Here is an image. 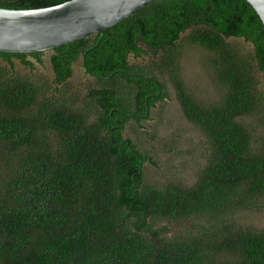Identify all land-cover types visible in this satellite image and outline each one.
<instances>
[{
    "label": "trees",
    "instance_id": "obj_1",
    "mask_svg": "<svg viewBox=\"0 0 264 264\" xmlns=\"http://www.w3.org/2000/svg\"><path fill=\"white\" fill-rule=\"evenodd\" d=\"M183 35L208 52L219 100L182 78ZM48 51L52 79L15 71L34 73L47 51H0V264H264V227L236 216L264 210V25L246 0H155ZM80 60L86 94L70 82ZM165 76L210 145L192 186L145 183L152 157L123 136L132 96L143 106L151 85L154 106Z\"/></svg>",
    "mask_w": 264,
    "mask_h": 264
},
{
    "label": "rangeland",
    "instance_id": "obj_2",
    "mask_svg": "<svg viewBox=\"0 0 264 264\" xmlns=\"http://www.w3.org/2000/svg\"><path fill=\"white\" fill-rule=\"evenodd\" d=\"M178 46L181 53V76L190 91L205 103L219 100L221 91L213 83L209 69L203 63L208 56L206 49L189 43L186 35L180 39ZM50 55L51 51L43 54L45 63L36 64L34 73L18 60L15 71L52 79ZM130 58L137 63H145L147 60V56ZM4 64L0 58V65ZM74 69L70 82L82 89V94H86L87 89L84 87L86 83L92 82V78L84 72L81 60L75 62ZM162 79L166 83L168 96L157 101L150 116L139 124L134 121L126 123L123 136L132 139L141 151L148 152L152 157V161H147L144 165L145 183L165 186L167 183L180 182L185 186H192L196 182L197 173L204 167L211 153L210 145L201 129L187 120L172 82L167 76ZM244 120L246 123L251 121L249 117ZM236 216L238 219L243 217L240 220L249 223L254 229L264 227V210L239 211ZM168 233L173 235L175 229L170 228Z\"/></svg>",
    "mask_w": 264,
    "mask_h": 264
},
{
    "label": "water",
    "instance_id": "obj_3",
    "mask_svg": "<svg viewBox=\"0 0 264 264\" xmlns=\"http://www.w3.org/2000/svg\"><path fill=\"white\" fill-rule=\"evenodd\" d=\"M155 0H67L30 9L0 7V51L33 53L101 35ZM264 25V0H246Z\"/></svg>",
    "mask_w": 264,
    "mask_h": 264
},
{
    "label": "flooded vegetation",
    "instance_id": "obj_4",
    "mask_svg": "<svg viewBox=\"0 0 264 264\" xmlns=\"http://www.w3.org/2000/svg\"><path fill=\"white\" fill-rule=\"evenodd\" d=\"M148 86H150L148 91V97L143 106L140 104L139 98H136V96H133L132 102H129L133 107L132 111L125 114L123 113L122 115L123 118L128 119V122L134 121L136 124H139L142 120L150 116L151 110L156 105L157 101L155 102V105L152 106L149 103V99L154 98V96L156 95H159V92H154V88H152L151 85Z\"/></svg>",
    "mask_w": 264,
    "mask_h": 264
},
{
    "label": "clouds",
    "instance_id": "obj_5",
    "mask_svg": "<svg viewBox=\"0 0 264 264\" xmlns=\"http://www.w3.org/2000/svg\"><path fill=\"white\" fill-rule=\"evenodd\" d=\"M130 104V103H129ZM131 105V104H130Z\"/></svg>",
    "mask_w": 264,
    "mask_h": 264
}]
</instances>
